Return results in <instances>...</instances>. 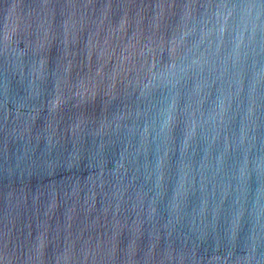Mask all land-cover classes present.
Returning <instances> with one entry per match:
<instances>
[{
	"label": "water",
	"instance_id": "obj_1",
	"mask_svg": "<svg viewBox=\"0 0 264 264\" xmlns=\"http://www.w3.org/2000/svg\"><path fill=\"white\" fill-rule=\"evenodd\" d=\"M0 264H264V0H0Z\"/></svg>",
	"mask_w": 264,
	"mask_h": 264
}]
</instances>
